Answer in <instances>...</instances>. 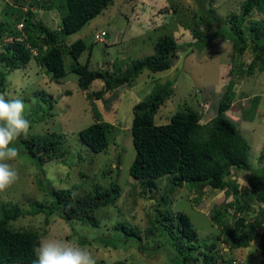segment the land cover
Wrapping results in <instances>:
<instances>
[{
  "label": "rangeland",
  "instance_id": "374dc122",
  "mask_svg": "<svg viewBox=\"0 0 264 264\" xmlns=\"http://www.w3.org/2000/svg\"><path fill=\"white\" fill-rule=\"evenodd\" d=\"M51 1L56 8L44 12L28 0H0V21H5L6 4L21 5L27 10L37 8V20L49 29L57 30L60 24L59 10L64 0ZM242 1L202 0V7L197 0H113L106 12L66 39L67 45L78 39L84 41L87 51L78 60L81 65H87L91 71L120 75L130 68L133 61L152 55L153 44L161 36L170 35L182 46L169 70L156 74L144 71L131 84L109 91L102 100L89 99L80 90L77 75L69 71L73 61L66 55L64 65L67 74L59 80H54L34 59L25 69L10 72L6 78L5 93L9 97L23 99L26 116L32 122L28 135L64 134V156L40 166L23 153L21 144L15 140L13 145L20 155L12 164L20 178L0 192V206L17 204L24 212H30L35 203L52 205L51 188L67 190L81 197L93 193L96 187L100 191L106 190L113 182L119 188V198L115 204L96 211L97 228L75 222L66 223L56 214L48 219V225L43 214L26 215L12 222V228L34 230L42 237L76 244L84 238V245H79L92 253L96 264H175L169 246H162L161 243L165 242L160 239L151 241L147 236L151 224L149 218H155L158 208L162 213H184L197 231L198 241L203 246L215 245L225 260L232 259L235 264H262L256 243L247 249L221 250L223 243L217 238L220 230L211 222L209 215L217 205L232 201L231 192L207 188L198 198L199 192L194 186H175L168 184L167 178H161L155 181L156 187L151 192L152 199H149L141 196L138 182L129 175L135 158L131 135L133 107L143 101L155 85L167 81L174 83V94L156 113V125L167 124L170 117L185 106L199 111L201 123H208L217 114L227 83L234 80L236 96L224 115L249 143L253 170L259 172L264 168V161L259 160L264 148V71L256 68L248 75L234 69L230 76L233 62L238 65L239 60L232 61V44L222 39H216L209 49L202 51L185 45L192 40L191 28L204 23V10L214 9L219 22L226 23L231 14L239 12ZM164 7L170 8L171 12L160 13ZM263 16L254 13L250 19H261ZM99 31H106L105 41H95L94 36ZM252 58L248 50L241 61L247 67ZM102 87V81L97 80L89 92L99 91ZM255 97L259 102L250 114ZM95 114L102 122L117 128L110 138L108 149L103 153L91 152L78 136L81 130L96 122ZM248 176V172L232 170L229 178L247 188ZM260 189L257 186L249 194L254 209L260 205L255 199ZM231 222L232 218L229 225ZM118 223L136 227L140 231L141 242L129 241L117 248L102 245L97 239H108L114 235ZM156 242L160 246L157 247Z\"/></svg>",
  "mask_w": 264,
  "mask_h": 264
},
{
  "label": "trees",
  "instance_id": "16d2710c",
  "mask_svg": "<svg viewBox=\"0 0 264 264\" xmlns=\"http://www.w3.org/2000/svg\"><path fill=\"white\" fill-rule=\"evenodd\" d=\"M197 1L204 7L202 0ZM28 2L37 5L44 12L56 8L51 0ZM112 3L113 0H64L62 9L59 10L60 24L57 30H51L37 20V8L27 10L21 5L18 7L6 4L5 21H0V93L6 92L7 75L12 71L25 69L32 59L51 74L54 80H59L67 74L64 56H68L73 61L69 71L77 75L78 87L86 93L87 98L94 100H102L109 91L131 84L144 71L156 74L169 70L178 58L182 46L170 35L159 37L153 44L152 55L133 61L130 68L120 75L91 71L87 65L78 62L87 51L84 41L78 39L67 45L66 39L102 15ZM161 12L171 11L164 7L160 9ZM204 12V23L191 28L192 40L185 45L202 51L209 49L216 39L228 41L232 44V61L239 60L238 65L233 62L230 76L234 69L248 75L256 68L263 72L264 16L261 19L250 17L254 13L264 15V0L242 1L239 12L231 14L226 23L219 22L214 9L209 8ZM19 24L22 25L21 30L17 28ZM31 49L36 51V55L32 54ZM248 50L253 58L245 67L241 58ZM97 80L102 81L103 87L99 91L89 92ZM173 85L172 81L155 85L151 93L133 107L131 135L135 158L129 168L130 177L138 182L141 196L149 199H152L155 181L161 178H167L168 184L175 186H194L199 192L198 198H201L207 188L231 192L232 201L217 205L209 215L211 222L220 230L217 238L235 250L248 248L256 243L257 253L264 264V168L259 172L253 170L249 143L240 135L237 126L224 115L236 96L235 81L227 83L217 114L208 123H201L202 115L199 111L185 106L175 112L167 124L156 125L154 117L174 94ZM258 102V97H255L250 114L255 111ZM95 116L96 122L81 130L78 136L91 152L103 153L108 149L110 138L117 128L113 124L102 122L97 114ZM63 138L64 134L48 133L22 135L17 140L23 153L37 165L43 166L64 156ZM259 160L264 161V148ZM232 170L249 173L247 188L230 180ZM257 186L261 189L255 199L260 205L254 209L250 204L249 194ZM49 194L54 199L52 205L35 203L30 212H24L17 204L0 206V264H33V248L42 238L34 230L13 229L12 222L26 215L43 214L45 224L48 225V219L56 214L66 223L75 222L97 228L96 211L115 204L119 198V188L113 182L106 190L100 191L96 187L93 193L82 197L72 195L67 190L57 191L53 188L49 190ZM230 218L233 222L229 225ZM149 219L151 224L147 232L148 238L151 241L160 239L165 242L161 245L169 246L175 264H235L232 259L222 258L215 245L203 246L198 241L197 231L184 213H162L157 208L155 218ZM114 229L116 233L110 238L97 237V240L112 248L129 241L138 244L141 242V234L136 227L118 223ZM79 244L84 245V238ZM156 245L158 247L160 243L156 242Z\"/></svg>",
  "mask_w": 264,
  "mask_h": 264
},
{
  "label": "clouds",
  "instance_id": "9594fccd",
  "mask_svg": "<svg viewBox=\"0 0 264 264\" xmlns=\"http://www.w3.org/2000/svg\"><path fill=\"white\" fill-rule=\"evenodd\" d=\"M19 25L17 28L21 30ZM31 127L32 122L26 116L23 99L0 93V192L7 190L20 178L12 164L20 155L13 142L22 135L27 136ZM33 252V264H96L92 253L85 247L59 239L42 237Z\"/></svg>",
  "mask_w": 264,
  "mask_h": 264
},
{
  "label": "built area",
  "instance_id": "2783aa9c",
  "mask_svg": "<svg viewBox=\"0 0 264 264\" xmlns=\"http://www.w3.org/2000/svg\"><path fill=\"white\" fill-rule=\"evenodd\" d=\"M19 28L21 29L22 28V25L20 24L19 25ZM106 32L105 31H99L96 35H95V40L98 41V42H102L104 41L105 37H106ZM32 52L33 55H36V51L35 50H30ZM228 247L225 245V244H222L221 246V250H225L227 249ZM222 254V252H221Z\"/></svg>",
  "mask_w": 264,
  "mask_h": 264
},
{
  "label": "crops",
  "instance_id": "0c3cea01",
  "mask_svg": "<svg viewBox=\"0 0 264 264\" xmlns=\"http://www.w3.org/2000/svg\"><path fill=\"white\" fill-rule=\"evenodd\" d=\"M111 6V5H110ZM24 9V8H23ZM107 11V9L104 11V12H106ZM135 23V22H134ZM242 249H244V248H242ZM245 249H247V248H245Z\"/></svg>",
  "mask_w": 264,
  "mask_h": 264
}]
</instances>
